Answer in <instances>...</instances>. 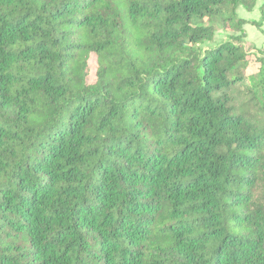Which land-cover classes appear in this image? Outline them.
<instances>
[{"label":"trees","instance_id":"16d2710c","mask_svg":"<svg viewBox=\"0 0 264 264\" xmlns=\"http://www.w3.org/2000/svg\"><path fill=\"white\" fill-rule=\"evenodd\" d=\"M239 8L261 28L264 0H0V264H264Z\"/></svg>","mask_w":264,"mask_h":264},{"label":"rangeland","instance_id":"374dc122","mask_svg":"<svg viewBox=\"0 0 264 264\" xmlns=\"http://www.w3.org/2000/svg\"><path fill=\"white\" fill-rule=\"evenodd\" d=\"M239 14L240 15L244 14V16L247 17V19H251V20L259 21V18H260V14H259V11H258L257 8H255L251 12H247V11L241 9V11L239 10ZM261 27H263V28L258 29L257 27L252 26L251 24L250 25L248 24L245 27L246 37H247L248 40L251 41L252 45L255 48L264 47V43L261 44V41L264 39V22L262 23ZM226 37H227V35L225 33H222V32L218 31L215 40L217 42L218 41H223V40H226ZM89 68H90V74H89V77H88V81H89V83H92L94 81V79H95L94 74H95V68H96L95 56H93V55H91V57L89 59ZM255 72H256V69L253 68V67H250L247 70V74L248 75H253V74H255Z\"/></svg>","mask_w":264,"mask_h":264},{"label":"crops","instance_id":"0c3cea01","mask_svg":"<svg viewBox=\"0 0 264 264\" xmlns=\"http://www.w3.org/2000/svg\"><path fill=\"white\" fill-rule=\"evenodd\" d=\"M239 10L241 11V8H239V9L237 10L238 16H239L241 19H243V20H245L246 22H248L246 25H248L249 22H251V21H257V20L247 19V17H245L244 14H243V15H240V14H239ZM246 25L244 26V31H245V27H246ZM249 25H250V24H249ZM261 28H263V27H261ZM245 34H246V33H245ZM246 40H247L248 42H250V44H252L251 41L247 39V37H246ZM263 43H264V39L261 41V44H263Z\"/></svg>","mask_w":264,"mask_h":264}]
</instances>
